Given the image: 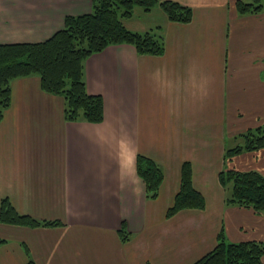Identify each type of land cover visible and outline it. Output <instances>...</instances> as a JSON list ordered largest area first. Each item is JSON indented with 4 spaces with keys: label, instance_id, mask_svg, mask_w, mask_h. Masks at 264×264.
<instances>
[{
    "label": "crops",
    "instance_id": "0c3cea01",
    "mask_svg": "<svg viewBox=\"0 0 264 264\" xmlns=\"http://www.w3.org/2000/svg\"><path fill=\"white\" fill-rule=\"evenodd\" d=\"M172 1L192 8L189 23L170 21L159 6L123 20L162 35L163 55L119 44L86 59L87 90L104 100L102 123L66 121L64 98L45 92L38 76L12 82L0 120V208L8 199L20 214L61 225L0 222V264H194L221 231L230 242H264V215L228 206L219 178L225 169L264 175V148L225 158L242 133L264 125V10ZM92 6L0 0V43L44 42ZM140 155L164 172L155 200L138 176ZM185 162L206 207L168 218Z\"/></svg>",
    "mask_w": 264,
    "mask_h": 264
},
{
    "label": "trees",
    "instance_id": "16d2710c",
    "mask_svg": "<svg viewBox=\"0 0 264 264\" xmlns=\"http://www.w3.org/2000/svg\"><path fill=\"white\" fill-rule=\"evenodd\" d=\"M156 6L172 22L189 23L192 20V8L172 0H93L91 13L66 17L63 29L44 42L0 43V120L12 102V82L38 76L45 92L64 98L66 121L102 123L104 100L101 95L88 92L84 63L91 55L119 44L133 45L141 55H163L166 45L162 35L155 31L134 32L123 22L134 15L136 7L151 11ZM236 7L240 14H258L264 10V0H238ZM240 140L236 147L226 150V160L243 152L263 149L264 125L242 133ZM137 173L145 183L146 197L157 199L164 179L161 166L140 155L137 157ZM192 176V166L185 162L180 190L167 210L168 218L181 210L206 207L203 195L193 186ZM219 178L226 191L228 206L247 207L264 215V175L261 172L225 169ZM0 222L31 228L61 225L20 214L8 199L1 202ZM120 234L126 241L123 230ZM4 243L6 240L0 238V247ZM263 256L264 242H230L221 231L215 248L194 264H263Z\"/></svg>",
    "mask_w": 264,
    "mask_h": 264
},
{
    "label": "rangeland",
    "instance_id": "374dc122",
    "mask_svg": "<svg viewBox=\"0 0 264 264\" xmlns=\"http://www.w3.org/2000/svg\"><path fill=\"white\" fill-rule=\"evenodd\" d=\"M137 8H138V7H136L135 9H137ZM141 9H143V8H141ZM91 12H92V11H91ZM91 12H90V13H91ZM25 78H26V77H25ZM19 79H21V78H19ZM15 80H16V79H15ZM11 85H12V84H11Z\"/></svg>",
    "mask_w": 264,
    "mask_h": 264
}]
</instances>
